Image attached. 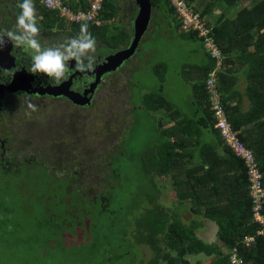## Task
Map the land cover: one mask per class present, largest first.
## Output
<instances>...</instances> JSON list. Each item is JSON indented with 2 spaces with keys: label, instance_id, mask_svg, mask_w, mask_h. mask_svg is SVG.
I'll use <instances>...</instances> for the list:
<instances>
[{
  "label": "trees",
  "instance_id": "16d2710c",
  "mask_svg": "<svg viewBox=\"0 0 264 264\" xmlns=\"http://www.w3.org/2000/svg\"><path fill=\"white\" fill-rule=\"evenodd\" d=\"M64 1L72 9L85 10L88 6V0ZM150 1L152 9L161 10L171 21L177 22L169 0ZM185 1L201 17H210L211 8L219 0ZM220 1L227 10L237 0ZM250 4V7L242 8L231 17L220 14L211 24V29L217 46L225 56L222 71L217 73L221 103L239 141L253 152L264 186V0H251ZM35 6L38 14L45 20L52 19L56 27L65 25L53 12L39 8L36 2ZM115 7L113 0H104L101 12L104 21L114 18ZM70 28L79 35L76 25L71 24ZM87 29L96 34L102 28L90 25ZM178 31L182 39H197L179 28ZM100 32L104 43L113 40L112 31L104 28ZM205 57L202 63L187 66L181 73L182 80L190 87L188 114L175 108L162 95L161 84L166 67L161 63L154 67V74L161 83L158 92L140 94V104L133 105L130 111L143 109L148 115L160 114V117L154 118L156 128L161 129L139 159L140 170L147 182L153 184V173L172 179L177 205L191 204L195 216L214 223L217 227L216 242L205 244L195 233L200 227L198 222L191 221L185 225L176 212L170 213L156 204L154 186L155 195L147 193L144 196L150 208H143V223L142 219L137 220L138 229L133 237L151 248L153 256L147 264H190L187 256L199 254L215 255L213 264H229L233 249L241 264H264V234H257L260 226L252 221L245 165L231 154L213 128L214 120L204 81L214 67V60L206 54ZM237 73H241L246 82L244 97L249 104L247 109H243L242 94L236 89ZM166 123L172 125L162 128ZM205 134L213 139L209 141ZM42 140L46 139L42 137ZM70 143L64 145L71 148ZM123 146L124 138L121 145L114 146V153L107 151L102 156L100 152L97 154L88 150L85 145L86 153L71 157L69 154L80 148L79 141L74 140V148L67 150L65 155L69 163L72 161L75 171L60 180L65 184L62 199L69 204L68 209L71 205L79 211L81 205L98 204L104 211L109 210L113 193L121 185L122 177L117 166L123 168L126 165ZM247 237L253 238L248 246L244 243ZM222 247L228 250L226 254L221 251Z\"/></svg>",
  "mask_w": 264,
  "mask_h": 264
},
{
  "label": "rangeland",
  "instance_id": "374dc122",
  "mask_svg": "<svg viewBox=\"0 0 264 264\" xmlns=\"http://www.w3.org/2000/svg\"><path fill=\"white\" fill-rule=\"evenodd\" d=\"M250 1L237 0L225 10V4L219 0L211 8L210 17L206 18L213 24L220 14L231 17L242 8L250 7ZM113 2L116 14L109 24L114 22V37L110 44L115 52L126 48L130 42L137 7L133 0ZM177 25L161 10L152 9L149 27L134 55L109 77L108 83H104L97 100L82 119H75L71 125L75 129L74 135L68 131L70 133L65 137L56 135L50 139L54 158H39L41 167L37 175L28 170L24 171L29 175L23 170L13 175L0 173V264H147L153 252L133 236L138 229L137 220L142 219L143 223V208H150L144 196L147 193L155 195L154 187L156 204L170 213L176 212L185 225L198 222L200 227L195 233L205 244L216 242L214 223L195 216L191 204L177 205L172 179L153 173L154 185H151L140 170L141 154L161 129L156 128L155 121L160 114L148 115L143 109L130 110L133 105L140 104V94L159 89L161 83L154 74V67L160 63L166 67L162 95L175 108L186 111L190 87L182 80L181 68L200 64L206 59L200 42L179 37ZM101 50L107 53L106 49ZM28 103L22 110L35 121L31 128L39 137L43 132L54 135L57 127L69 124L66 112L62 111L64 117L53 115L47 120L49 114L42 108V102H31L36 105L35 111L28 108ZM171 125L166 123L162 128ZM79 135L83 140L79 141ZM71 136L79 141L81 148L74 149V155L69 154L71 157L86 153L85 145L88 150L105 156L107 151H114V146L121 145L124 138L126 165L123 168L117 166L121 185L113 193L109 210L104 211L98 204L81 205L79 211L71 205L68 209L69 204L62 199L65 184L60 180L75 171L72 161L69 163L65 155L67 150L74 148L69 141ZM64 139L71 148L67 143H60ZM41 149L38 146V156H41ZM27 150L30 152L31 147ZM221 251L223 254L228 252L223 247ZM215 257L199 254L187 256V260L190 264H213Z\"/></svg>",
  "mask_w": 264,
  "mask_h": 264
},
{
  "label": "flooded vegetation",
  "instance_id": "af4514ba",
  "mask_svg": "<svg viewBox=\"0 0 264 264\" xmlns=\"http://www.w3.org/2000/svg\"><path fill=\"white\" fill-rule=\"evenodd\" d=\"M19 2L20 0H0V30L13 29L20 11L17 7ZM37 18L40 29L38 39L44 47L58 45L66 39L78 36L72 31L70 25H62L61 28L56 27L52 19L45 20L38 12ZM76 26L80 31L84 25ZM86 26L89 27L90 25ZM65 28L66 30L63 31ZM100 28L102 29L95 32L96 34H93L94 31L91 32L97 41V64L94 71L79 73L74 70L75 61H73L71 65L73 69L69 79L60 86H51L46 76L33 75L29 71L31 65L30 55L14 48L11 42L0 49V80H4V82H0V173L13 175L21 170L23 172L28 170L30 173L34 171V174L37 175L39 167H41L38 162L39 158L47 159L55 156V151L50 147V139L56 135L65 137L70 132V135H74L75 129L71 125L74 124L75 119H78V121L82 119L85 111L91 108L97 100L104 83H108L109 77L119 70L104 73L100 76L97 85L91 88V85L96 81L97 71L99 72L98 67L104 62L106 56L114 53L110 41L104 43L103 39L100 38L102 35L100 31L104 28H107L109 32H114V22L109 24V20L105 21ZM101 49H106L107 53L104 54ZM4 70H11V72L5 73ZM48 90H52L56 95L49 94ZM68 93L75 95V97L81 96L83 97L81 101H88V103H74L68 98ZM26 94L31 95V97ZM32 101L44 104L42 108L49 114L46 117L47 120L53 115L64 117V112H66L69 124H65L61 128L57 127V132L54 135L47 133L45 135V132H43L42 136L39 137L38 132L33 131L31 128L35 126V121L26 116V113L24 114L22 110L26 102ZM68 131L70 132L68 133ZM42 137L46 139L43 142H41ZM78 138L79 141L83 140L80 135ZM74 140L76 138L73 136L69 139L73 144ZM61 142L68 143L65 139ZM38 146L42 148L41 156L40 154L38 156ZM30 147L29 152L27 148ZM25 173L27 174V172Z\"/></svg>",
  "mask_w": 264,
  "mask_h": 264
},
{
  "label": "built area",
  "instance_id": "2783aa9c",
  "mask_svg": "<svg viewBox=\"0 0 264 264\" xmlns=\"http://www.w3.org/2000/svg\"><path fill=\"white\" fill-rule=\"evenodd\" d=\"M39 8L53 12L65 25H92L100 27L105 21L101 16L104 0H89L85 10L72 9L64 0H35ZM174 16L181 32L193 34L200 42L205 54L214 60V68L207 74L204 81L210 109L213 116V128L218 132L222 143L231 154L241 160L246 168L249 197L252 204V221L260 226L257 234H264V186L262 175L255 161L253 152L246 148L238 139L237 132L232 129L225 109L221 103V94L217 86V73L222 71L225 56L217 46L211 24L206 17L195 13L185 0H169ZM253 242L252 237L244 241L248 246ZM229 264H241L236 251H230Z\"/></svg>",
  "mask_w": 264,
  "mask_h": 264
},
{
  "label": "clouds",
  "instance_id": "9594fccd",
  "mask_svg": "<svg viewBox=\"0 0 264 264\" xmlns=\"http://www.w3.org/2000/svg\"><path fill=\"white\" fill-rule=\"evenodd\" d=\"M17 7L20 11L13 29L0 30V49L11 42L14 48L30 55L31 65L28 70L33 75L46 76L51 86H60L69 79L73 61L74 70L79 73L94 71L97 64V41L86 25L81 27L78 36L58 45L44 47L38 39L40 29L34 0H22ZM4 72L9 73L11 70ZM28 108L35 111L36 105L29 102Z\"/></svg>",
  "mask_w": 264,
  "mask_h": 264
},
{
  "label": "water",
  "instance_id": "95a60500",
  "mask_svg": "<svg viewBox=\"0 0 264 264\" xmlns=\"http://www.w3.org/2000/svg\"><path fill=\"white\" fill-rule=\"evenodd\" d=\"M137 7V13L132 22V37L128 46L122 50L115 51L113 54H109L105 57L104 62L98 67L96 81L91 85V88L95 87L99 81V78L104 73H110L117 71L125 62H127L134 55L137 50L141 38L147 32L151 21L152 5L150 0H133ZM49 94L56 95L52 90H48ZM59 93V92H57ZM68 98L72 102L77 104H86L81 101V96L75 97V95L67 94Z\"/></svg>",
  "mask_w": 264,
  "mask_h": 264
},
{
  "label": "crops",
  "instance_id": "0c3cea01",
  "mask_svg": "<svg viewBox=\"0 0 264 264\" xmlns=\"http://www.w3.org/2000/svg\"><path fill=\"white\" fill-rule=\"evenodd\" d=\"M204 54H205V52H204ZM207 55V54H206ZM208 56V55H207ZM209 57V56H208ZM215 64V63H214ZM186 67H182L181 68V71H180V73H182V71L185 69ZM214 68V67H213ZM221 72V71H220ZM237 77H238V83H237V86H236V89H237V91L239 92V93H241L242 94V97H243V102H242V107H243V109H247V107H248V101H247V99L244 97V90H245V84H246V82H245V79H244V76L241 74V73H237ZM164 91V90H163ZM190 105V95H189V99H188V106ZM183 112H185L186 114H188L189 112H190V110H189V108L187 107V109H186V111H183ZM205 136V138H208L209 136L207 135V134H205L204 135ZM209 139V141H211L213 138H208Z\"/></svg>",
  "mask_w": 264,
  "mask_h": 264
}]
</instances>
